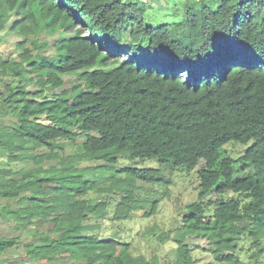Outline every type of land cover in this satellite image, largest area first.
<instances>
[{
	"label": "trees",
	"instance_id": "1",
	"mask_svg": "<svg viewBox=\"0 0 264 264\" xmlns=\"http://www.w3.org/2000/svg\"><path fill=\"white\" fill-rule=\"evenodd\" d=\"M146 12L132 0H0V33L20 37L0 56V218L30 238L0 235V264H24L3 258L22 247L35 263L159 264L91 222L108 207L92 192L120 193L114 218L124 219L139 181L172 183L154 168L125 167L102 181L79 168L123 156L159 158L172 170L204 161L197 200L159 235L176 243L167 264H196L194 239L207 242L211 264H251L239 256L242 239L264 264V0H187L181 20L158 27L145 24ZM42 32L60 35L56 56L45 53ZM68 74L79 83L62 88ZM79 137L63 155V140ZM252 139L237 158L224 149ZM25 162L33 166L13 167ZM238 162L254 173L236 176ZM215 190L238 196L204 202Z\"/></svg>",
	"mask_w": 264,
	"mask_h": 264
},
{
	"label": "rangeland",
	"instance_id": "2",
	"mask_svg": "<svg viewBox=\"0 0 264 264\" xmlns=\"http://www.w3.org/2000/svg\"><path fill=\"white\" fill-rule=\"evenodd\" d=\"M141 1L147 8L144 21L146 25L158 27L166 22H176L181 20L186 12L187 0H132ZM15 19L13 15L12 20ZM40 41H49V46L45 53L51 56H56L55 44L58 42L60 35H55L42 32L38 35ZM20 39L15 34H10L8 30L0 33V56L3 54H10L13 51L14 44ZM4 51V52H3ZM65 84L62 88H70L79 83L77 74H68L64 76ZM33 88V86H31ZM57 89L56 91H60ZM5 123H12L13 120L6 118ZM84 139L79 137L76 140H63L65 151L63 155H68L75 152L79 144ZM254 140H249L246 143L238 141H230L224 146V149L233 157L237 158L245 152L246 149L251 147ZM39 151H47L42 148ZM56 161H47L46 166L55 163ZM204 161L202 160L196 169H188L185 166H177L175 170L170 162H165L159 158L144 159V158H131L123 156L119 159L118 163L110 164L102 161H84L79 165L80 169H85L82 172L85 179H96L102 181L104 178H112L122 173L125 167L137 168H154L160 169V175L170 179V184L147 183L139 181L141 190L138 191V201L135 207L129 213V216L124 219H115L114 214L117 211V204L121 199V194L115 192L101 193L92 192L87 195L92 200H107V214L104 220L98 221L91 219L92 223H101L99 230L102 236L116 237L119 240L131 242L132 251L135 254H145L149 258H156L159 264H167L168 260L172 258L173 249L176 243L172 238L165 241L159 239V235L170 230L174 231L180 224L183 212L188 203L197 200L199 193V176L198 169L202 168ZM31 162L14 164L15 169L32 167ZM90 168V169H89ZM236 176L244 177L254 173L253 166L249 163L242 164L240 162L235 164ZM123 176H125L123 174ZM103 187L109 185V182L100 183ZM238 195L232 191H226L219 194L218 191H212L207 197L203 199L204 202L211 201L214 203L217 199L227 197H237ZM159 200L157 212L154 214L145 215L151 212L154 201ZM1 202V200H0ZM3 202L2 204H4ZM126 212V209L123 211ZM50 225L41 227V230H47ZM0 235L22 236V243L29 242L30 238L27 234L21 233L11 221H4L0 218ZM194 254L198 258L196 264H211L213 258L209 251L206 250L208 244L203 239H194ZM23 248V247H22ZM13 249L9 251L3 258L7 259H20L24 264H75V262H57L52 263L48 261L32 262L30 261L24 250ZM253 252L250 248V241L242 239L239 242V256L248 263L255 264L254 258L249 255ZM264 259V257H262Z\"/></svg>",
	"mask_w": 264,
	"mask_h": 264
}]
</instances>
